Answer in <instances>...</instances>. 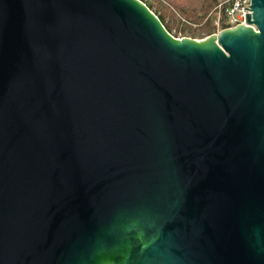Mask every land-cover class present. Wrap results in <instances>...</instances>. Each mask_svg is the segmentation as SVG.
Returning <instances> with one entry per match:
<instances>
[{
    "label": "water",
    "instance_id": "obj_1",
    "mask_svg": "<svg viewBox=\"0 0 264 264\" xmlns=\"http://www.w3.org/2000/svg\"><path fill=\"white\" fill-rule=\"evenodd\" d=\"M177 38L141 0H0V264H264V0Z\"/></svg>",
    "mask_w": 264,
    "mask_h": 264
},
{
    "label": "trees",
    "instance_id": "obj_2",
    "mask_svg": "<svg viewBox=\"0 0 264 264\" xmlns=\"http://www.w3.org/2000/svg\"><path fill=\"white\" fill-rule=\"evenodd\" d=\"M176 37L201 38L216 31L219 0H141ZM219 13V12H218ZM224 28V21L220 23ZM202 33L204 36H202ZM189 34V35H187Z\"/></svg>",
    "mask_w": 264,
    "mask_h": 264
},
{
    "label": "built area",
    "instance_id": "obj_3",
    "mask_svg": "<svg viewBox=\"0 0 264 264\" xmlns=\"http://www.w3.org/2000/svg\"><path fill=\"white\" fill-rule=\"evenodd\" d=\"M251 4L252 0H220L217 5L219 17L216 24L219 25L221 21H224L223 29L232 28L237 25L252 26L255 29L254 25L248 23V16L251 15Z\"/></svg>",
    "mask_w": 264,
    "mask_h": 264
},
{
    "label": "rangeland",
    "instance_id": "obj_4",
    "mask_svg": "<svg viewBox=\"0 0 264 264\" xmlns=\"http://www.w3.org/2000/svg\"><path fill=\"white\" fill-rule=\"evenodd\" d=\"M220 1V0H219ZM219 1H218V3H219ZM218 17H219V13L217 12V19H216V21H215V24H216V22H217V20H218ZM220 28H221V25L219 24V25H217L216 24V31L215 32H218L219 30H220ZM214 32V33H215ZM187 35H189V34H187ZM179 36H181V34H178L176 37H179ZM202 36H204L203 35V33H202ZM206 36H204V37H201V38H197L198 40L199 39H203V38H205Z\"/></svg>",
    "mask_w": 264,
    "mask_h": 264
}]
</instances>
